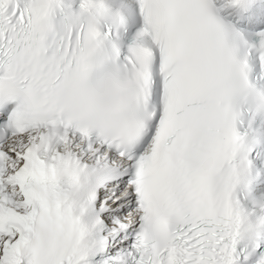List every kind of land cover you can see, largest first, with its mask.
Returning <instances> with one entry per match:
<instances>
[{
	"label": "snow or ice",
	"instance_id": "6c2138e0",
	"mask_svg": "<svg viewBox=\"0 0 264 264\" xmlns=\"http://www.w3.org/2000/svg\"><path fill=\"white\" fill-rule=\"evenodd\" d=\"M0 264H264V0H0Z\"/></svg>",
	"mask_w": 264,
	"mask_h": 264
}]
</instances>
